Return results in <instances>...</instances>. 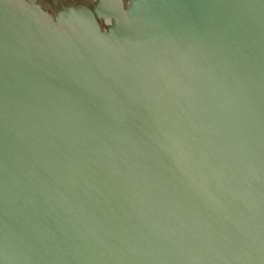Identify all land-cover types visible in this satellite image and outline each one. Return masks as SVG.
Masks as SVG:
<instances>
[{
	"label": "water",
	"instance_id": "obj_1",
	"mask_svg": "<svg viewBox=\"0 0 264 264\" xmlns=\"http://www.w3.org/2000/svg\"><path fill=\"white\" fill-rule=\"evenodd\" d=\"M0 264H264V0H0Z\"/></svg>",
	"mask_w": 264,
	"mask_h": 264
},
{
	"label": "flooded vegetation",
	"instance_id": "obj_2",
	"mask_svg": "<svg viewBox=\"0 0 264 264\" xmlns=\"http://www.w3.org/2000/svg\"><path fill=\"white\" fill-rule=\"evenodd\" d=\"M122 1L126 5L125 1ZM34 2L52 17L67 8L85 7L93 11L98 4V0H34ZM99 23L101 27L108 28L102 20H99Z\"/></svg>",
	"mask_w": 264,
	"mask_h": 264
},
{
	"label": "rangeland",
	"instance_id": "obj_3",
	"mask_svg": "<svg viewBox=\"0 0 264 264\" xmlns=\"http://www.w3.org/2000/svg\"><path fill=\"white\" fill-rule=\"evenodd\" d=\"M124 1H125V3L127 4L129 0H124Z\"/></svg>",
	"mask_w": 264,
	"mask_h": 264
}]
</instances>
